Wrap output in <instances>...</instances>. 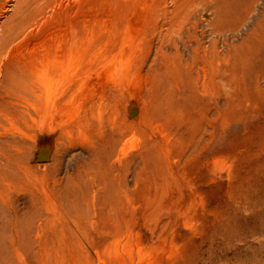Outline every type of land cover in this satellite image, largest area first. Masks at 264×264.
<instances>
[{
    "label": "rangeland",
    "instance_id": "obj_1",
    "mask_svg": "<svg viewBox=\"0 0 264 264\" xmlns=\"http://www.w3.org/2000/svg\"><path fill=\"white\" fill-rule=\"evenodd\" d=\"M80 2L16 52L57 99L0 89V264H264V0Z\"/></svg>",
    "mask_w": 264,
    "mask_h": 264
},
{
    "label": "bare ground",
    "instance_id": "obj_2",
    "mask_svg": "<svg viewBox=\"0 0 264 264\" xmlns=\"http://www.w3.org/2000/svg\"><path fill=\"white\" fill-rule=\"evenodd\" d=\"M75 1L77 0H0V89L5 95L16 100L32 99L36 92L35 88L40 94L36 96L45 101L44 109L57 99L59 82L67 70L75 67L77 54L73 53L67 62H61L59 58L61 43L59 41L45 43L43 46L46 53L41 61L43 69L38 71L40 74L38 80L33 81L26 73V70L30 69L20 62L21 58L16 56V52L33 38L47 34L53 20L60 17L64 19L65 29L70 34L71 39H67L66 43L68 47L74 46V50L77 48V51L81 49L80 39L79 42L76 41L80 36L74 28L77 24H82L83 31L86 30L87 33L82 43L91 45L96 28L98 30L108 28L109 8L103 6L101 8L104 10L92 9L82 4L80 0ZM105 1L101 0L104 4ZM101 20L103 22L97 27L91 25L92 21L95 25L94 22ZM50 66L56 71V77L53 79L49 74ZM2 150L3 147L0 145V180L4 175L8 177L15 171L13 166H20L19 159L2 153ZM2 233L3 231H0V236Z\"/></svg>",
    "mask_w": 264,
    "mask_h": 264
}]
</instances>
